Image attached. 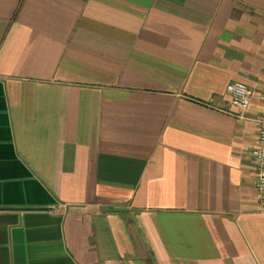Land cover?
I'll use <instances>...</instances> for the list:
<instances>
[{"label":"crops","instance_id":"obj_1","mask_svg":"<svg viewBox=\"0 0 264 264\" xmlns=\"http://www.w3.org/2000/svg\"><path fill=\"white\" fill-rule=\"evenodd\" d=\"M263 88L264 0H0V264H264Z\"/></svg>","mask_w":264,"mask_h":264},{"label":"built area","instance_id":"obj_2","mask_svg":"<svg viewBox=\"0 0 264 264\" xmlns=\"http://www.w3.org/2000/svg\"><path fill=\"white\" fill-rule=\"evenodd\" d=\"M225 90L230 96L231 105L238 109L237 115L242 116L255 97L254 91L241 82L229 83ZM258 100L261 112L258 118L256 144L252 147L250 154L255 167V197L261 211H264V88L259 94Z\"/></svg>","mask_w":264,"mask_h":264}]
</instances>
